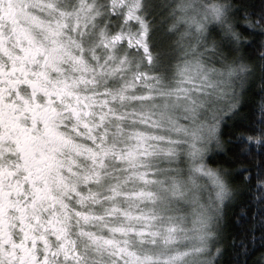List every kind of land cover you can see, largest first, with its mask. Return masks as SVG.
<instances>
[{
    "label": "snow or ice",
    "instance_id": "obj_1",
    "mask_svg": "<svg viewBox=\"0 0 264 264\" xmlns=\"http://www.w3.org/2000/svg\"><path fill=\"white\" fill-rule=\"evenodd\" d=\"M0 264H264V0H0Z\"/></svg>",
    "mask_w": 264,
    "mask_h": 264
}]
</instances>
